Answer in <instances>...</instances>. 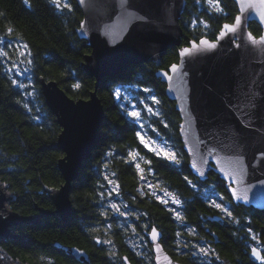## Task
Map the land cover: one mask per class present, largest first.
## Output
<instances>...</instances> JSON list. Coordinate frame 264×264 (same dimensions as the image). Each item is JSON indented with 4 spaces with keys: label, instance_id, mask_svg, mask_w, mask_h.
Returning <instances> with one entry per match:
<instances>
[{
    "label": "trees",
    "instance_id": "16d2710c",
    "mask_svg": "<svg viewBox=\"0 0 264 264\" xmlns=\"http://www.w3.org/2000/svg\"><path fill=\"white\" fill-rule=\"evenodd\" d=\"M71 6L73 10L69 14L67 9H54L49 0H0V37L12 28V38L28 45L32 53L28 58L33 59L35 100L44 117L41 122L23 107L19 90L0 68V182L13 197L9 202L10 209L21 216L36 215L39 209L53 210L45 189L55 188L63 182L56 166L57 159L62 156L55 146L60 127L44 102L39 78L57 81L73 99H86L94 89L95 78L87 75L80 66L83 56L90 51L75 33L82 14L75 0H71ZM236 13L232 0H221L220 9L209 8L207 0H186L179 21L184 34L181 44L202 37L214 39L222 24L231 22ZM192 19L196 21L195 25ZM249 30L254 35L260 34L259 25L253 21L249 23ZM177 58V47H172L167 49L159 66L153 62L130 65L124 72L105 76L98 83L96 93L104 110L101 137L71 183L72 213L66 222L57 214L35 221H18L11 228L15 238L0 240V248L13 260L34 264H125L123 258L126 257L131 264H154L147 231L140 232L142 225L148 223L164 233L163 247L173 259L184 264H197V256L191 255L190 250L180 253L174 250L177 232L188 246L205 244L211 247V264H262L251 256V247L258 248L264 257V208L254 209L242 204L234 207L233 216L239 224L222 215L205 199L206 193L201 187L213 184L217 194L228 201L223 181L211 173L207 183L201 185L190 172L183 149L184 155L178 166L147 150L136 135L137 125L132 126V119L122 112L113 95L115 87L123 84L151 87L161 101L170 133L179 147L178 112L174 102L165 95V84L154 74L157 68H167ZM76 83H80L79 89L73 87ZM109 151L112 155L106 156ZM129 153L136 157L135 160ZM137 163L142 172L136 169ZM105 172L119 185V195L115 193L109 197L110 186L104 179ZM141 175L147 177L148 183L158 182L181 200L183 221L177 223L168 211V204L180 206L161 204L140 179ZM185 176L196 188L184 180ZM101 203L104 207H100ZM110 203L119 204L129 217L115 221L117 218L108 208ZM130 225L141 235L142 252L128 244ZM248 227L253 229L252 234L247 232ZM252 235L257 236L259 244L251 239ZM97 239L112 243L97 244ZM68 247L82 250L85 259L78 260L66 253L64 248ZM37 256L44 260L37 261Z\"/></svg>",
    "mask_w": 264,
    "mask_h": 264
},
{
    "label": "water",
    "instance_id": "95a60500",
    "mask_svg": "<svg viewBox=\"0 0 264 264\" xmlns=\"http://www.w3.org/2000/svg\"><path fill=\"white\" fill-rule=\"evenodd\" d=\"M75 1L77 3V0ZM232 1L236 5L237 13L231 22L222 24L214 39L202 37L187 44H181L184 34L179 22L186 0H138L133 7L139 9L150 22L131 24L129 21L132 34L127 40H124V37L129 25H113L102 29L99 34H94L88 27L86 13L89 11V3L103 6V0H85L78 6L82 18L75 33L90 48L89 53L83 56L80 66L87 75L95 78L94 89L86 99H73L57 81L46 80L42 76L39 78L44 102L55 115L60 127L55 146L62 152V156L57 159L56 166L63 182L55 188L45 189L54 209H39L38 214L30 216L4 212L7 208L3 200L7 195L0 188V240L15 238L11 230L15 225L13 221H35L40 217L55 214L62 221H67L72 213L69 198L71 183L101 137L104 110L96 93L98 83L105 76L124 72L130 65L153 62L159 66L167 49L172 47H177V61L167 68H157L154 74L165 84L166 96L174 102L178 112V135L180 141L186 142L183 151L187 156L190 172L197 178L195 170L191 168L192 159L198 167H202L197 152L199 140L210 138L215 131L228 128L235 154L229 160L225 152H219L218 158L219 167L229 173L230 179L218 170L215 172L223 181L225 189L227 184L231 183L238 191H247L249 185L258 184L264 179V160H257L258 153L264 152V24L260 23V17L264 15V0ZM236 16H241L244 21L243 43L239 49L235 48L234 44H241V40L232 42L228 37L220 36L224 24L237 27L239 31V26L235 23ZM252 21L259 25V35H254L249 30V23ZM82 32L84 35H81ZM202 39L208 43L201 44ZM105 40L108 42L107 46ZM210 43H216L217 48H209ZM173 65L178 69L175 72L172 71ZM161 71H168L173 79L162 80L158 75ZM238 85L242 86L244 91L251 85L258 93L252 101L255 106L244 109L247 115L243 119L249 122L248 127H243L241 120L229 111L223 102L226 95L234 100ZM243 102L247 103V100ZM189 149H192V152H189ZM189 156L192 159H189ZM204 171L208 178L206 167ZM227 193L230 197V193ZM248 195L249 202L242 205L254 209L264 208V197L260 196L258 188H254ZM146 236L148 239V231ZM150 244L154 264H184L173 259L161 242L159 251L155 250L154 243ZM253 248L256 247H251V256L260 262V259L252 255ZM73 249L77 248H64L66 253L78 260L85 259V256L79 257L72 252ZM126 264L131 263L127 260Z\"/></svg>",
    "mask_w": 264,
    "mask_h": 264
},
{
    "label": "snow or ice",
    "instance_id": "6c2138e0",
    "mask_svg": "<svg viewBox=\"0 0 264 264\" xmlns=\"http://www.w3.org/2000/svg\"><path fill=\"white\" fill-rule=\"evenodd\" d=\"M85 0H77V7L80 4H83ZM138 2V0H103V6L98 5L96 3H89L88 8L89 11L86 13L88 16L87 19V25L91 29V31L94 34H99L102 29H108L110 26L113 25H129V21H131V24H137V23H149L150 21L148 18H146L142 13L139 12V9L133 7ZM199 2V0H197ZM239 2V0H237ZM49 3L52 5V7L56 10L63 11L64 9L68 10V13L70 14L72 12V6H71V0H68V2L62 3L61 0H49ZM207 4L209 8H216L220 9L221 0H207ZM222 11V9H221ZM215 18V17H213ZM225 18V17H221ZM198 19V18H197ZM235 23L237 26H239V31L237 30V27L230 26L228 24H224L220 36L228 37L232 42H235L236 40H241V44H234V47L239 49L242 46L243 43V25L244 21L242 20L241 16L235 17ZM260 23L264 24V15L260 17ZM83 24V22H82ZM192 24L195 25L196 21L193 20ZM12 28L7 29V35L0 37V68L4 69L3 75L8 78L11 82V84L17 88L20 89H27L32 88L33 91L29 92L26 91L24 94L26 96H32L33 92L36 91L35 84H25L23 81L20 80L21 76H24L25 80H31L32 76L34 75L32 67L22 69L20 67V64L23 63V61H14L11 63L10 67H7V63L11 61V57L8 54V51L5 49H16L20 50L23 49V51H19V55L21 57H32L31 51L28 50L27 44H21L19 40H13L12 38ZM132 29L129 25V30L126 32L124 40H127L131 37ZM81 35H84L82 32ZM249 36H251V33H249ZM124 41H121L123 43ZM105 46H107L108 42L107 40L104 41ZM201 44L208 43L207 40H200ZM208 47L211 49H216L217 44L216 43H210L208 44ZM221 48L223 45L220 46ZM187 51V50H186ZM27 63L29 65H33V59H28ZM176 65L172 66V71H177ZM8 73H13V76H8ZM158 75L162 78V80H168L171 81L173 79V76H170L168 74V71H161L158 73ZM74 88L79 89L81 87L80 83H76ZM124 87L125 92L128 93L126 96H121L120 88H117L116 91L113 93L117 101L120 102V108L122 112L127 116L133 118L131 121V124L133 127H135L137 124L140 125V127H143V124L141 123L142 117H141V110H146L147 114H150L152 116H159L160 113L158 111H154V108L149 106V101L153 102L154 105H160L161 101L157 99L156 93L154 90L144 87L139 88L135 87L129 83L126 87ZM238 91L236 97L233 99H230L228 95H226L223 98V102L225 104V107L233 112V114L237 115V118L241 120V124L243 127H248L249 122L244 120L243 117L247 115V113L244 111L245 108L255 105L252 104V101L254 98L258 95L256 93L252 86L249 85L247 87V91H244L242 86H237ZM171 91V89H169ZM144 93H148V95H143ZM167 93H165L166 95ZM247 100V103H244L243 101ZM19 103V101H18ZM141 106V110H137V107ZM23 107L28 111L31 112L32 108L29 107V102H25L23 104ZM37 119H40L41 122H43L44 117L41 115V112H37ZM164 127L167 128L168 125L164 124ZM264 131V130H262ZM136 135L140 138L141 142H144V137L140 134L139 131H137ZM179 144V147L177 148L176 152H163V150L157 151L153 149L156 156H161V153L163 152V156L172 162H174L176 165L181 164V160L178 158V155H184L182 152V149L185 146L184 141H177ZM209 145H212V147H209ZM147 146V145H146ZM234 145L230 143V136H229V130L228 128L221 129L219 131H215L213 135L210 138H204L199 140V147L197 149V152L199 154L200 164L202 167H198L197 163L194 159H192L191 156H189V159H192L191 168L195 170L194 174L197 175L198 180L200 181L201 185L207 183V174L204 171V168L206 167L208 169V174L215 173L217 170L224 174L226 178H229V173L224 171L223 167H219V158L218 153L219 152H225L226 157L231 160L232 155H234L233 151ZM189 152H192V149H189ZM112 153L109 151L106 153V156H111ZM130 156H132L131 153H129ZM136 157L132 156V159L135 160ZM216 161V163H213V161ZM257 160H264V152H260L257 155ZM150 163V161L148 162ZM105 164V168H106ZM136 169L143 171L140 168V164L137 163L135 165ZM255 167V165H253ZM112 175H115L113 173ZM104 179L108 182V184L115 185V181L112 179H109V175L107 172L104 174ZM141 180H144L146 184H148L147 177L144 175H141ZM184 180L193 188H196V185L193 184L191 180H189L188 176L184 177ZM149 187H153V185L148 184ZM103 187V185H101ZM254 188H258L260 196L264 197V179H261L258 184H252L249 185L247 188V191H238L236 187H233L231 183L227 184V191L230 193L229 200L227 203H222L224 201L223 196H219L215 189L212 190L210 194L205 195V199L209 200L211 202V206L219 209L222 213H224L228 218H231L232 222H235L236 224H239L240 221L237 220L233 216L234 207L241 206V204H247L249 202V192H252ZM119 185H115V187L109 189L108 195L111 196L114 192L119 195ZM198 191V189H197ZM155 195V192L152 193ZM165 198L157 197L158 200H160L161 204L167 205L169 203V200H171V204L175 206L180 207H169L168 211L173 214L174 218L178 221H183L184 217L182 216V202L179 198H176L172 196L170 193L165 192ZM213 196H216L217 199L221 201V203L216 202V199H212ZM100 197H104V193H100ZM235 202V204H234ZM100 207H104V204L101 203ZM125 208L128 207V205H124ZM108 208L115 213H118L120 216H126L128 213L121 211L120 206L117 203H110L108 205ZM104 213H102L103 215ZM137 219H139V216H137ZM144 230L148 231V243H154L155 250L159 251L160 249V242L164 239V233L161 231H158V229L155 226H150L148 223H145L143 226ZM108 229H111V225H108ZM133 231L135 232V228H133ZM247 232L249 234H252L253 229L251 227L247 228ZM180 234L177 233V236ZM251 239L253 241H257V236L252 235ZM97 244H111L112 241L105 240L101 241L99 239L96 240ZM143 243V241H142ZM257 244H259V241H257ZM187 246V245H185ZM195 247V246H194ZM79 257H84L85 254L80 252L78 249L71 250ZM213 254V249L211 247H198L196 251L192 253V255H200L202 258H208ZM252 255L256 257L257 259H260L262 261V264H264V257L260 256V252L258 248L252 249ZM219 259V257H217ZM125 261V264L127 262V258H123ZM201 264H211L210 260L208 259H202Z\"/></svg>",
    "mask_w": 264,
    "mask_h": 264
},
{
    "label": "rangeland",
    "instance_id": "374dc122",
    "mask_svg": "<svg viewBox=\"0 0 264 264\" xmlns=\"http://www.w3.org/2000/svg\"><path fill=\"white\" fill-rule=\"evenodd\" d=\"M61 2L62 3H65V2H68V0H61ZM192 21H193V19H192ZM13 40H17V39H13ZM21 44H23V43H21ZM5 50L8 51V53L11 52V55H9L11 57V61H9L7 63V67H10L11 66V63L14 62V61H23V63L20 64V67L22 69L31 67V65H29L27 63V60L29 58L27 56L21 57L19 55V51H23V49H20L19 51L16 50V49H11V50L10 49H5ZM8 75L9 76H13V73H8ZM13 78H15V77L13 76ZM20 80L23 81L25 84H33L32 78H31V80H25L24 76H21L20 77ZM127 85L128 84H123V86H125V87ZM121 86L115 87L114 92L116 91L117 88H120L121 96L122 97L128 95V93L125 92L124 87H121ZM133 86H134V88L135 87H139V88L147 87V88L152 89L149 86H144V87H140V86H137V85H133ZM17 89L19 90V93L21 94L22 103L24 104L25 102H29V107L32 108V111L29 112V113L31 115H34L37 118V112L39 111V108H38V105H37L36 100H35V91L33 92V95L32 96H26L24 93L26 91H29V92L33 91L32 88L29 87L27 89H20V88H17ZM143 95H148V93H144ZM156 96H157V99H159V97H158L157 94H156ZM148 103H149V106L153 107L154 108V111H158L160 113V115L159 116H152L150 114H147L146 113V110H141V106H138L137 107V110H141V117H142L141 123L143 124V127L142 128L140 127L139 124H137V127H138L137 128V131H139L140 134L144 137V142L143 143L141 142L140 138L138 137L140 143L147 150L151 151L152 153H154L153 149H155L157 151L163 150V152H176L178 146L176 145V142L174 141V139L172 137V134L170 133L169 124H168V121H167V119L165 118V116L163 114L162 105L161 104L160 105H154V103L151 102V101H149ZM131 119H133V118H131ZM164 124H167L168 127L165 128L164 127ZM172 127L175 128L174 125H172ZM163 152L161 153V156H159V157L163 158L166 162L171 163L174 166H178L174 162H172L171 160L165 158L163 156ZM178 158L181 160V155H178ZM148 184L153 185V187H149ZM148 184H146V187L150 188L152 193L155 192V195L154 196H155L156 199H157V197L165 198V195L164 194H165V192H167V190H165L158 182H156V183H148ZM115 185L109 184V186H110L109 189L115 187ZM0 188H2L4 190V193L7 195V197H4V200H3V202L5 204V207L7 208V209H4V212L13 213V211L9 207V202L13 198L12 195H10V193L8 192L6 186L2 182H0ZM201 189H202V191L204 193L210 194L212 192V190L214 189V187H213V184H208V185H205V186L201 187ZM114 194H115V192L111 196H113ZM111 196H109V197H111ZM219 196H222V195H219ZM216 202L221 203V201L219 199H217V197H216ZM169 203H171V200H169ZM222 203H227V201L224 199V201ZM170 206L168 204V208ZM121 211L125 212L123 209H121ZM110 212H111V214L114 217L117 218L115 221H118V222L122 221L121 219H124V218L127 219V217H129L128 215H126V216H120L118 213H115L112 210ZM220 213L222 215H225L221 211H220ZM17 222L18 221H13V223H15V224ZM177 223H178V220H177ZM143 226L144 225H142V228H141V231L140 232H143L142 231L144 229ZM133 228H134L133 226H131V225L129 226V230H130V234H129L130 235V240L128 239L129 240L128 241V244L131 247H135V249H137L138 252H142L143 251V247H142L141 235H140V233H138L136 231V229H135V232H134L133 231ZM177 233H176L175 239H174L176 241L175 246H174L175 247L174 250L176 252H178V253L182 252L183 250L184 251L190 250L191 255H192V253L194 251H196L198 247H206L205 244H191L192 246H188L187 242H185L186 240H183L184 241L183 242L182 239H180V237L177 236ZM103 241H105V240H103ZM185 245H187V246H185ZM0 252L6 257V259L4 260L5 261V264H34L35 263V262L34 263H22V262H20L18 260H13L1 248H0ZM195 256H197V258H196V261H198L197 264H201L202 259H208V260H210V258H211V256L208 257V258H202L200 255H195ZM42 259L44 260L43 257H38V256L36 258L37 261H39V260L43 261ZM46 262H48V261H46ZM210 262H212V261H210Z\"/></svg>",
    "mask_w": 264,
    "mask_h": 264
},
{
    "label": "bare ground",
    "instance_id": "6f19581e",
    "mask_svg": "<svg viewBox=\"0 0 264 264\" xmlns=\"http://www.w3.org/2000/svg\"><path fill=\"white\" fill-rule=\"evenodd\" d=\"M5 259L6 257L0 252V261L2 264H5V261H4Z\"/></svg>",
    "mask_w": 264,
    "mask_h": 264
},
{
    "label": "flooded vegetation",
    "instance_id": "af4514ba",
    "mask_svg": "<svg viewBox=\"0 0 264 264\" xmlns=\"http://www.w3.org/2000/svg\"><path fill=\"white\" fill-rule=\"evenodd\" d=\"M34 214H36V213H34ZM151 252H152V250H151ZM152 256H153V254H152ZM153 263H154V261H153Z\"/></svg>",
    "mask_w": 264,
    "mask_h": 264
}]
</instances>
